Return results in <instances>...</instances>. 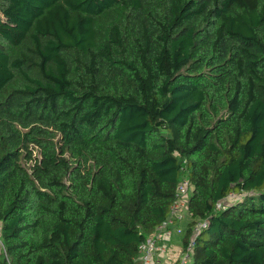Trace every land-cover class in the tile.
<instances>
[{
	"label": "trees",
	"instance_id": "1",
	"mask_svg": "<svg viewBox=\"0 0 264 264\" xmlns=\"http://www.w3.org/2000/svg\"><path fill=\"white\" fill-rule=\"evenodd\" d=\"M184 178L264 264V0H0V264H136Z\"/></svg>",
	"mask_w": 264,
	"mask_h": 264
},
{
	"label": "built area",
	"instance_id": "2",
	"mask_svg": "<svg viewBox=\"0 0 264 264\" xmlns=\"http://www.w3.org/2000/svg\"><path fill=\"white\" fill-rule=\"evenodd\" d=\"M193 184L188 178L182 179L177 187V198L175 203L172 206L170 216L159 226L157 232L149 237L145 242L140 246L141 255L137 260L136 264H159L158 255L160 252H164L167 248V245H161L160 240H165L168 235L172 233L171 227L177 222L183 220L185 214L191 216V213L188 210V201L191 192L193 191ZM234 195H230V199ZM226 203L223 201L218 204L219 207H224ZM209 224L208 220L202 219L197 222L194 227V235H197L199 231L206 227ZM179 228V227H178ZM177 228V229H178ZM180 230V228H179ZM194 240L193 237L190 239V242L187 246L186 251H184L179 264H187L190 258L191 252L193 251Z\"/></svg>",
	"mask_w": 264,
	"mask_h": 264
},
{
	"label": "crops",
	"instance_id": "3",
	"mask_svg": "<svg viewBox=\"0 0 264 264\" xmlns=\"http://www.w3.org/2000/svg\"><path fill=\"white\" fill-rule=\"evenodd\" d=\"M190 220L191 218L187 217L177 222L171 227L172 233L170 237L159 241L161 245H167L165 251L158 255L159 264H179L184 253V237ZM182 221L184 222L183 230L181 229ZM178 227L180 231L177 230Z\"/></svg>",
	"mask_w": 264,
	"mask_h": 264
},
{
	"label": "rangeland",
	"instance_id": "4",
	"mask_svg": "<svg viewBox=\"0 0 264 264\" xmlns=\"http://www.w3.org/2000/svg\"><path fill=\"white\" fill-rule=\"evenodd\" d=\"M187 217H188V214L186 213L183 219H186ZM181 223H182L181 229L183 230L182 226L184 225V222L182 221ZM177 230L180 231L179 228ZM168 237H170V236L168 235ZM1 251H3V244H2V239H1V223H0V252ZM160 253H162V252H160Z\"/></svg>",
	"mask_w": 264,
	"mask_h": 264
}]
</instances>
